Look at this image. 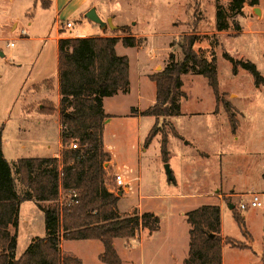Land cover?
Here are the masks:
<instances>
[{"label": "rangeland", "instance_id": "obj_1", "mask_svg": "<svg viewBox=\"0 0 264 264\" xmlns=\"http://www.w3.org/2000/svg\"><path fill=\"white\" fill-rule=\"evenodd\" d=\"M107 1L101 0V3ZM109 2L108 9L117 16L116 27L139 39L140 44L134 48L118 44L117 54L125 55L129 60L132 90L113 100L115 106L111 111L117 117L104 130V146L114 156L111 164L104 165L105 186L113 187L111 178L118 171L117 161L123 168L120 174L128 185L121 191L124 195L117 203L119 213L127 215L142 210L154 213L161 221V232L153 242L141 238L130 242L128 250L121 239L115 241L114 248L121 264H131L129 261L137 264L143 249L153 245L158 247L160 239L168 232L177 241H182L184 231L188 229L185 214L218 202L225 204L221 213V236L245 245L240 249L222 244L223 263L264 264V85L256 87L252 76L239 68L233 75L231 63L223 56L227 53L235 60L250 61L264 78V0H259L256 6L245 3L239 13L230 10V0ZM216 7L222 11L227 23V29L220 33L215 31ZM34 9V0H0L1 146L10 165L22 158H41L59 148V111L58 115L56 109L52 113L44 112L51 105L56 107L55 95H45L53 104L39 102L44 96L39 83L54 68L53 44L50 40L44 43L40 39L50 29L47 36L51 37L54 27L50 15L43 13L41 16ZM30 12L34 13L36 22L32 26L34 30L25 36L20 29L30 19ZM97 13L103 20L101 9ZM85 14L81 16L66 7L58 21V27L62 28L60 32L86 37L96 33L122 35L117 30H100L98 25L85 18ZM14 21L18 27L11 32L10 24ZM67 22L72 24V29L65 28ZM190 33L197 35L193 49L199 55L207 60L215 56L220 100L216 103L206 78L193 74L181 77L182 91L187 96L180 100L181 114L158 120V128L168 135L169 162L163 163L160 133L147 147L144 146L154 119L128 117L127 114L131 107L144 110L152 104L154 85L146 74L162 71L170 55L174 61H181L178 43L181 36ZM43 85L51 88L50 81ZM222 100L232 107L237 126L234 134ZM107 122L106 119L104 124ZM173 131L178 137L172 135ZM165 164L169 165L176 185L168 184ZM16 188L21 192L22 186L18 182ZM251 193H263L260 196L262 206L240 211L238 204L247 202ZM229 194L232 199L227 197ZM66 195L60 192V201L67 200ZM228 203L233 209H229ZM235 217L244 222L249 236L243 234ZM21 218L28 222H20L16 258L25 251L33 235H45L43 215L37 208L24 204ZM74 245L66 247L76 251L86 264H103L95 258L96 246Z\"/></svg>", "mask_w": 264, "mask_h": 264}, {"label": "trees", "instance_id": "obj_2", "mask_svg": "<svg viewBox=\"0 0 264 264\" xmlns=\"http://www.w3.org/2000/svg\"><path fill=\"white\" fill-rule=\"evenodd\" d=\"M259 0H230V10L241 12L245 3L258 5ZM237 27V26H236ZM227 29L222 11L215 9V31ZM122 35L112 37L63 38L58 40V91L60 101V140L58 158H22L10 165L2 153L0 128V264H82L80 259L65 254L62 241L96 240L103 246L98 260L103 264H121L113 245L114 239H133L140 232L149 235L159 229V218L150 212L121 215L117 208L119 197L105 186L106 169L111 154L104 149V121L110 116L103 109V100L130 89L129 60L115 51L118 42L124 48H134L140 40L116 29ZM195 33L181 36L178 43L182 59L169 62L160 72L148 79L155 85V103L143 111L131 108L133 115L154 117L155 124L144 139L147 147L160 133V155L168 162V135L158 128V120L178 116L180 100L186 98L181 77L200 75L207 79L216 103L220 100L215 56L211 60L193 49ZM231 63L232 74L238 68L248 72L253 84L264 85V78L250 61L235 60L224 53ZM231 133L236 131L232 107L222 100ZM51 105L44 112L52 113ZM134 110V112H132ZM67 114V116H65ZM172 135L178 137L173 131ZM76 141L77 149L69 148ZM264 177V173H263ZM17 182L22 186L17 191ZM173 182V178L168 180ZM67 200L60 201V192ZM72 193L75 197L72 198ZM70 199L73 203L67 204ZM33 201L43 213L45 236L33 239L19 258H16L17 229L20 204ZM47 203V206H43ZM229 204V203H228ZM245 236L244 222L235 217ZM189 226L188 254L182 264H222V244L245 248L244 244L221 236L220 209L205 205L185 214Z\"/></svg>", "mask_w": 264, "mask_h": 264}, {"label": "crops", "instance_id": "obj_3", "mask_svg": "<svg viewBox=\"0 0 264 264\" xmlns=\"http://www.w3.org/2000/svg\"><path fill=\"white\" fill-rule=\"evenodd\" d=\"M109 1L110 0L107 1L108 3L102 4L101 0H34V8H35L34 12H35V10H37V12H39V14L41 16H42L43 13L50 15L51 19H52V27H54V32H53V35L51 37H48L47 35L51 33L52 29L49 30L48 34L45 37L40 39L44 43H46V41L50 40L52 42V44H53V47H54V68L52 70V73L49 76H46V78H44L39 83V86H41L39 88H41V90H43L42 91V95H44L39 100V102L46 101V102L52 103L51 100L48 99L45 95L48 94V96H49V94H54L55 95V102L54 103H55V106H56L55 107L56 115H58V111L57 110H58L59 101H60V95H59V91H58V73H57L58 40L59 39H63V38H84V37H86V36H82V35H80V36L79 35L68 36V35L65 34V32H60L62 30L61 27L60 28L58 27V25H59L58 21H59L60 13L66 7L72 8L73 13H78V14L81 13V16L83 14H85L88 10H90L91 8H94L96 13H97V11H99V9H101V11H102V13L104 15V19L109 17V16H112L113 18L112 17H109V18H112V23L114 22V24L116 26L115 21H116L117 16L112 14L111 11L108 9V4H110ZM97 15H98V13H97ZM33 16H34V13L30 12L28 14V17L30 19L26 22L24 27H22L20 29V33H21L22 30H24L26 32L25 36H27L31 32V30L33 29L32 26L36 22V18L33 17ZM104 19H103V21H104ZM117 26H119V25H117ZM17 27H18L17 21L12 22L10 24V31L11 32L16 31ZM100 30L105 31V29H100ZM93 36L94 37H97V36L112 37L114 35H112V33H108V34L96 33V34H93ZM120 43L121 42H118L116 44V46H115L116 53H117V49H118V44H120ZM119 56H125V55L120 54ZM151 74H153V73L150 72L149 74H146V76L148 77ZM129 77H130V65H129ZM45 81H50L51 88H47L46 86L43 85V83ZM153 85H154V83H153ZM32 88H34V86ZM131 90H132V88H131V82H130V89H129V92L127 94L118 93L117 95H115L113 97L105 98L103 100L104 112H105L106 115L110 116L107 119L108 122L106 124H104V130L106 129L107 124L112 122V120L115 117H117L115 114H112L113 112L111 111V109L114 108V106H115L114 105L115 101H113V100H115L118 96L130 94ZM39 102H38V104H40ZM154 103H155V85H154V100L152 101V104L150 106H152ZM40 106H41V104H40ZM40 106H38L37 108L40 109ZM23 108H25V107H22V109ZM131 108L135 109L138 112L143 111V110H141L139 108H135V107H131ZM180 108H181V102H180ZM25 113H27V111ZM127 116L128 117H136V118L140 117V116H137V115L130 114V111L127 114ZM152 118L154 119V124H155V118L154 117H152ZM58 125H59V132H60L61 125H60V123ZM104 138H105V133L103 131V143H104ZM138 144H139L138 146L140 147V143H138ZM1 145H3V139H2ZM167 145H168V143H167ZM61 147H62V145H61V140H60L59 141V148H58V150L56 152H52L51 154H48V155H45V156H41V158H58L59 154H60ZM47 148H49V146H47ZM104 149L108 150L107 152L110 153V149H107L105 146H104ZM137 153H138V151H137ZM168 155H169V152H168ZM111 156H112V160L110 161L109 164H111L113 162V160H114V156L112 154H111ZM168 162H169V157H168ZM116 165H117V168H118V173H120V171L123 168H122L121 165L119 166L117 164V161H116ZM123 179L125 180L126 178H123ZM262 181H264L263 177H262ZM168 184H171V182H169ZM172 185H176V181L174 180V178H173ZM257 194H259V193H257ZM261 194L263 195V193H261ZM122 195H124V193H122L119 196V199H121ZM227 197H230L232 199V195L231 194L227 195ZM28 203L31 204L33 207L37 208L39 213L43 215L42 211H40L38 209L37 205L33 201H27V202L21 203L20 207H19L18 229H19V225H20L21 221H23L25 223L28 222V219L21 218V208H22V206L24 204H28ZM208 205L218 206L219 207V209H220V226H221V213L223 211L222 206L225 205V204H222V202H218L216 204L212 203V204H208ZM227 205H229V204H227ZM135 209H137V208H135ZM138 212L139 213H144V211H142V210H139ZM150 213H152V212H150ZM120 214H125V213H120ZM126 214H130V212H128ZM184 220H185V218H184ZM187 226H188V224H187ZM18 229H17V237H18ZM188 231H189V226H188V229H186L184 231L183 240L182 241H177V239L175 237H173L171 232H168L165 235V237H162L160 239V245L158 247L153 245V246L147 247V249H143L142 253L139 256V262L138 263L136 262V263L137 264H182L183 260L187 257V254H188V243H189ZM160 232H161V221L159 219V229L156 232H153L151 235H149L146 231H142L140 233V237H136V238H133V239H127V240L126 239H121V240L125 243L124 246L129 250V248H131V243L132 242H134L136 240H139L141 238H142V240L152 241L153 242L154 239L156 238L157 234H160ZM44 236L45 235H42V236L38 237V236L33 235L30 238L29 243L35 238H43ZM116 240L117 239H114V241H113L114 246H115V241ZM29 243H28V245H29ZM74 244H76V245L77 244L78 245H84V246H88V247H91V248H92V246H96V251H95L94 255H95V258L97 260H98V256L103 252L102 244L99 241H96V240L62 241L61 244H60V248H61L62 252H64L65 254L73 255L75 257L79 256L78 259H80L82 264H86V262L83 261V258H81V256L76 251L66 247V246H75ZM148 244L151 245L153 243H148ZM157 258L160 259V260H158ZM129 263L133 264V262H131V261H129ZM222 264H224L223 261H222Z\"/></svg>", "mask_w": 264, "mask_h": 264}, {"label": "built area", "instance_id": "obj_4", "mask_svg": "<svg viewBox=\"0 0 264 264\" xmlns=\"http://www.w3.org/2000/svg\"><path fill=\"white\" fill-rule=\"evenodd\" d=\"M65 28L66 29H72L73 26L70 22H67L65 24ZM21 34L22 35H26V32L24 30L21 31ZM10 47L13 46L12 43L9 44ZM78 147V144L76 141H71L70 144H69V148L72 149V150H75L77 149ZM111 181L113 183V187H109V186H106V188L108 189L109 192L113 193V194H117V193H120L121 191H124L126 190L127 188V183L126 181L123 179V177L121 176L120 173H118V171L114 172L113 175H112V178H111ZM72 198L75 197V193H72ZM260 194H257V193H251L249 194V200L247 202H241L238 204V209L240 211H245L249 208H259L262 206V203H261V200H260ZM70 203H73V199H70L68 201L67 204H70Z\"/></svg>", "mask_w": 264, "mask_h": 264}, {"label": "water", "instance_id": "obj_5", "mask_svg": "<svg viewBox=\"0 0 264 264\" xmlns=\"http://www.w3.org/2000/svg\"><path fill=\"white\" fill-rule=\"evenodd\" d=\"M255 12L257 11V9H254ZM85 18L90 21L93 24L98 25L101 29H110L112 31L116 30L117 27L113 25L112 23V18H108L106 19V21H103L100 19V17L97 15L96 11L94 8H91L89 11H87V13L85 14ZM0 56L3 57L2 52H0ZM65 116H67V114H65ZM164 170H165V174L167 176L168 180L172 179V174H171V170L169 168L168 164L164 165ZM121 194V193H119ZM229 209H233V205L229 204L228 205Z\"/></svg>", "mask_w": 264, "mask_h": 264}]
</instances>
